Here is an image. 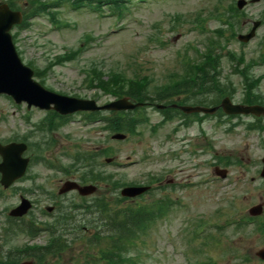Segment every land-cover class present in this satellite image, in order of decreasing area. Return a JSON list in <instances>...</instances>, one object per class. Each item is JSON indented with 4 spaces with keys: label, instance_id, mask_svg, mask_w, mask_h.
<instances>
[{
    "label": "rangeland",
    "instance_id": "1",
    "mask_svg": "<svg viewBox=\"0 0 264 264\" xmlns=\"http://www.w3.org/2000/svg\"><path fill=\"white\" fill-rule=\"evenodd\" d=\"M212 3L213 0H146L143 3L130 0L127 5L128 10L121 18H117L115 13L110 14L108 8L97 15L90 10H74L65 4L55 12L58 14L60 26L68 24L67 28L54 27L50 24L49 18L41 14L29 19L26 26L18 29L15 34V44L25 64L32 63L33 66L44 68L53 62L56 56L81 46L83 36H90L92 42L88 41V45L77 59L51 68L45 76L44 86L66 96L75 95L92 99L96 97L98 103H105L111 98L98 94L84 83L83 69L97 65L104 71H120L128 77L133 74L147 76L152 84L167 81L169 74L172 76L179 72L180 61L185 54H193V50L186 47L195 45L198 49H203L201 42L204 36L217 25L214 20L205 21L203 25L208 30L202 31L192 24L196 14L200 13L203 16L206 13L204 10ZM263 7L264 3H261L249 8L250 17L259 18ZM199 10L202 11L198 12ZM244 28L245 25L240 29ZM263 35L264 26L259 30L258 37L248 45L241 47L232 41L228 50L244 52L248 58L255 57L259 48L258 42ZM222 70L223 75L229 76L238 89V94L233 100L237 102L241 93L240 79L237 75L230 74L231 67L226 60L222 63ZM255 71L256 75L264 74V66ZM259 91L264 96V79ZM24 110V105L15 106L7 98L0 97V140L14 134L25 135L34 129L32 124L45 118L44 112L31 110L24 113ZM23 114L28 116L29 123L26 122ZM157 119L158 116L153 115L151 123ZM88 128L81 116L71 117L61 129L51 134L57 146L50 157L63 158L64 150L71 152L77 146L86 149L94 146L92 141H97L95 144L98 147L108 146L116 153L118 167L109 165L105 170L122 176L126 182H142L148 173L162 171L166 166L159 158L161 151L159 143L154 142L158 137L148 136L146 129L143 140H135L131 143V141L116 142L107 139L105 135L108 133L105 131L88 130ZM37 138L40 139L38 135ZM97 138L101 140L98 141ZM258 140L257 133H245L242 128L230 134L229 141L225 144L226 148L230 154L239 156L245 167L228 168V178L223 182L210 183L211 170L198 167V160L191 162L190 169L193 171L189 170L185 167V158L184 155L182 156L180 162L185 171L179 176L182 178L187 176L188 178L182 180V183L188 184L191 181L194 186L172 194L173 199L181 202V207L167 220L153 227L145 245L141 247V259L135 264H188V259L192 263L205 260L204 255H195L192 252L197 246L196 241L194 245L193 242L190 243L191 227L195 220L203 218L209 222L207 230L217 231L213 228L214 224L225 226L224 221L227 218L238 219L240 216H247V209L251 205L264 202V190L260 187L256 174L257 161L264 156V138L260 139V143ZM144 152L150 155L147 161L137 165L127 164V160H138ZM174 163L177 162L173 161L167 165ZM30 176L35 177V185H43L44 188L55 193L60 183L66 180L64 175L55 176L38 165L30 167ZM32 183V180L25 181V186L30 188ZM101 190L97 191L96 196L103 193ZM36 193L41 201L40 204L49 205V201L38 189ZM68 198L77 199L75 195H69ZM16 203L17 196L8 193L6 201L0 208L4 209ZM217 212H220V216H217ZM34 216L38 222L44 221L42 216L38 214ZM253 226V223H250L248 229L252 230ZM2 227L3 225L0 226V230ZM217 236L222 237V240L226 237L237 240L231 244L239 247L240 253L250 259V262L245 264H263L255 257V253L264 248V239H259L260 236L242 232L235 234L234 226L218 231ZM240 239L242 242L239 241ZM46 241V233L41 232L33 240L19 235L14 244L28 242L43 245ZM220 250L219 246L213 247L210 255L215 259H221ZM219 263L227 264L228 261L222 259ZM231 264L243 263L234 260Z\"/></svg>",
    "mask_w": 264,
    "mask_h": 264
},
{
    "label": "trees",
    "instance_id": "2",
    "mask_svg": "<svg viewBox=\"0 0 264 264\" xmlns=\"http://www.w3.org/2000/svg\"><path fill=\"white\" fill-rule=\"evenodd\" d=\"M214 62V59L205 61L204 67H208ZM215 65V64H214ZM212 68H214L212 66ZM196 75L195 70L188 71L184 74L185 81L191 80ZM188 85L194 82H187ZM135 83H129V89H124L125 82L120 83L117 75H112L106 82L100 83V88L103 92L111 94L113 96H121L124 94H130L132 87ZM185 84H179L176 88H181ZM131 89V90H130ZM130 90V91H129ZM176 91V89H173ZM219 93H221L219 91ZM117 131L126 129V125L118 126ZM121 201V200H120ZM119 201V203H120ZM105 205L102 201H96L95 205ZM170 209V203L167 204L156 200L152 203H134L130 205L119 206V211L114 213V224L106 228L104 232L109 233L105 239L104 247L100 248L96 245L99 256H101L104 264H127L130 261V253L137 246V241L140 236L147 234L149 229L156 223L157 219H160ZM111 219L109 220V222ZM67 224H65V227ZM264 230V228H260ZM68 242L61 240L60 238L55 239L52 243L46 247L38 250L39 259L43 261L46 255H59V252H65L68 248ZM100 259L93 260L92 263L98 262ZM86 264V263H85Z\"/></svg>",
    "mask_w": 264,
    "mask_h": 264
},
{
    "label": "water",
    "instance_id": "3",
    "mask_svg": "<svg viewBox=\"0 0 264 264\" xmlns=\"http://www.w3.org/2000/svg\"><path fill=\"white\" fill-rule=\"evenodd\" d=\"M5 16V18H4ZM18 21L17 15H11L5 10L0 11V92H6V93H12L15 97L18 95L20 98L30 97L32 98V101L34 104L37 105L39 103L38 101L47 100V103L53 102L55 104V109H58L61 112H70L73 107L66 108L65 105L61 104L57 98H55L54 95L49 94L48 92L44 91L41 87L38 85H34L30 81L31 72L24 68L19 60L17 59L14 50L12 48L10 36L8 35V30L10 26ZM252 34H250L251 36ZM249 36V37H250ZM34 98V99H33ZM78 103V106H80L83 109H110V108H118L120 106H123L124 101L115 102L112 104L105 105L103 107L97 108L94 106L93 102H76ZM57 105V106H56ZM223 108L225 111L228 112H253L259 114L260 112H264V110H261L259 108H243V107H234L231 106L227 100H223ZM47 106V105H46ZM79 108V107H77ZM76 108V109H77ZM187 110H200L199 108L190 109ZM203 111L211 112L213 110H206L202 109ZM20 151L24 149V146H19ZM10 149V148H6ZM5 160H6V172L7 174L10 173V175H5L2 179V183L8 185L11 183V181L24 172L26 160L16 161L14 155L12 152L7 151L5 154ZM264 175V173H263ZM72 186L70 184H66L65 189H69ZM143 189H125L122 194L125 196H134ZM94 191L93 187H85L80 189V192L83 194H88ZM26 208H24L19 214L24 213ZM253 214L259 213V208L256 207V209H252ZM257 255L264 259V250H260Z\"/></svg>",
    "mask_w": 264,
    "mask_h": 264
},
{
    "label": "flooded vegetation",
    "instance_id": "4",
    "mask_svg": "<svg viewBox=\"0 0 264 264\" xmlns=\"http://www.w3.org/2000/svg\"><path fill=\"white\" fill-rule=\"evenodd\" d=\"M210 119H202L200 122L195 121V125L199 128L200 132V139L196 141L197 146L194 147V151L186 153L189 154L191 157L197 156V152L202 153L203 155H206V160L209 158L211 159L212 166H214V158H215V141H214V136H209L214 130H213V123H209ZM201 128V129H200ZM168 138L167 134L164 136V139L166 140ZM188 141L187 138L181 139L180 143H186ZM171 149V144L167 142V140L164 143V151H170ZM168 184H172V181H169ZM35 206V201L32 202Z\"/></svg>",
    "mask_w": 264,
    "mask_h": 264
}]
</instances>
